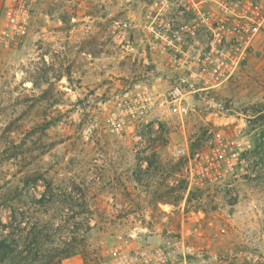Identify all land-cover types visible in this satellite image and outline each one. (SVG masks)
I'll list each match as a JSON object with an SVG mask.
<instances>
[{
  "label": "rangeland",
  "instance_id": "rangeland-1",
  "mask_svg": "<svg viewBox=\"0 0 264 264\" xmlns=\"http://www.w3.org/2000/svg\"><path fill=\"white\" fill-rule=\"evenodd\" d=\"M8 2L2 222L11 208L50 220L55 239L72 241L61 264L140 252L179 261L167 264H264V30L234 77L185 96L179 115L166 100L173 78L141 40L143 0H37L5 47ZM184 144L189 160L173 159ZM41 198L49 204L32 205Z\"/></svg>",
  "mask_w": 264,
  "mask_h": 264
},
{
  "label": "built area",
  "instance_id": "built-area-1",
  "mask_svg": "<svg viewBox=\"0 0 264 264\" xmlns=\"http://www.w3.org/2000/svg\"><path fill=\"white\" fill-rule=\"evenodd\" d=\"M36 2L9 0L1 32L5 47L23 37ZM139 29L149 54L173 78L166 100L181 115L185 96L219 89L238 72L264 30V0H143ZM171 156L189 160V146L173 148ZM161 253L146 258L140 252L116 264L179 262Z\"/></svg>",
  "mask_w": 264,
  "mask_h": 264
},
{
  "label": "trees",
  "instance_id": "trees-1",
  "mask_svg": "<svg viewBox=\"0 0 264 264\" xmlns=\"http://www.w3.org/2000/svg\"><path fill=\"white\" fill-rule=\"evenodd\" d=\"M251 164L257 165L258 161ZM49 202L41 198L31 203L45 206ZM11 209L5 223L0 216V264H61L70 256L72 241L55 239L57 234L50 220L32 218L25 211Z\"/></svg>",
  "mask_w": 264,
  "mask_h": 264
}]
</instances>
